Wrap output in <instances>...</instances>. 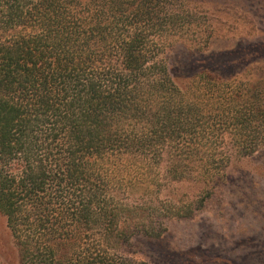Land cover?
<instances>
[{
    "label": "trees",
    "instance_id": "16d2710c",
    "mask_svg": "<svg viewBox=\"0 0 264 264\" xmlns=\"http://www.w3.org/2000/svg\"><path fill=\"white\" fill-rule=\"evenodd\" d=\"M176 1L0 0V215L17 264H147L134 240L191 218L232 158L264 147V80L173 78L170 46L210 39Z\"/></svg>",
    "mask_w": 264,
    "mask_h": 264
},
{
    "label": "rangeland",
    "instance_id": "374dc122",
    "mask_svg": "<svg viewBox=\"0 0 264 264\" xmlns=\"http://www.w3.org/2000/svg\"><path fill=\"white\" fill-rule=\"evenodd\" d=\"M176 2L193 10L190 30L210 36L201 50L184 41L170 46L166 59L178 84L203 70L235 77L240 88L264 80V0ZM225 174L201 208L194 204L191 218H159L160 237L134 240L133 258L147 264H264V147L232 158ZM0 260L17 264L1 215Z\"/></svg>",
    "mask_w": 264,
    "mask_h": 264
}]
</instances>
